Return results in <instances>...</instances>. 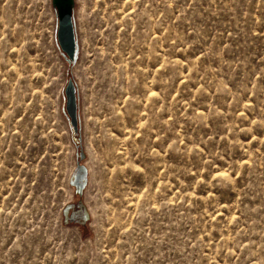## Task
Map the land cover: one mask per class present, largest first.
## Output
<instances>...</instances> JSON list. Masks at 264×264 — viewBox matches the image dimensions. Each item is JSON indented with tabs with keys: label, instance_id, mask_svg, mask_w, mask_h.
I'll return each instance as SVG.
<instances>
[{
	"label": "rangeland",
	"instance_id": "rangeland-1",
	"mask_svg": "<svg viewBox=\"0 0 264 264\" xmlns=\"http://www.w3.org/2000/svg\"><path fill=\"white\" fill-rule=\"evenodd\" d=\"M73 15L0 0V264H264V0Z\"/></svg>",
	"mask_w": 264,
	"mask_h": 264
},
{
	"label": "water",
	"instance_id": "water-1",
	"mask_svg": "<svg viewBox=\"0 0 264 264\" xmlns=\"http://www.w3.org/2000/svg\"><path fill=\"white\" fill-rule=\"evenodd\" d=\"M52 5L57 13V43L67 62L71 64L77 58L78 53L73 15L74 0H52ZM64 91L66 96L65 111L72 131L78 134L80 132L78 92L77 86L72 78L68 79ZM75 173L76 175L71 183L81 191L87 182V170L84 166L78 164Z\"/></svg>",
	"mask_w": 264,
	"mask_h": 264
}]
</instances>
